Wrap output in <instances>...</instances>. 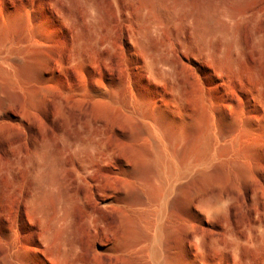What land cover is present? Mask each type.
I'll return each mask as SVG.
<instances>
[{"label": "rangeland", "instance_id": "rangeland-1", "mask_svg": "<svg viewBox=\"0 0 264 264\" xmlns=\"http://www.w3.org/2000/svg\"><path fill=\"white\" fill-rule=\"evenodd\" d=\"M29 9L42 18L49 34L53 31L43 50L54 61L70 64L56 79L52 92L42 94L29 109L21 103L14 105L9 109L14 119L0 126V264H19L27 257L50 264L54 243L60 241L58 246L63 247L66 220L71 217L73 235L84 244L93 238L95 225L100 233L106 226L115 236L121 233L116 213L95 207L69 170L66 135L74 137V122L79 116L75 117L79 114L72 96L75 89L84 91L85 110L93 90L104 88L124 102L133 97L132 102L145 112L160 102L162 88L144 79V61H149L155 72L176 80L187 113L202 103H219L220 89L211 81L215 75L227 79L225 96L230 106H235L227 112L229 119L235 110L243 109V113L247 111L244 116L249 114L247 118L256 126L258 119L252 117L259 118L264 103V0H0L3 15L27 13ZM19 23L13 28L17 39L25 27V21ZM203 107L199 106V112ZM195 108L192 111L198 112ZM116 125L127 134V126L119 124L122 130ZM116 138L110 134L109 142L125 157L134 143L126 137ZM95 174L102 176L98 179L105 186L120 188L117 178L102 171ZM248 179L242 194L232 192L237 200L232 201L228 218L234 224L250 225L255 220L258 180ZM76 193L85 195L81 197L84 205L74 198ZM68 194H72L71 206ZM87 207L95 209L93 215L101 216L94 215L91 226L85 223L90 211ZM65 213L72 216L66 219ZM251 243L245 249V264H261L264 250L259 249L257 240Z\"/></svg>", "mask_w": 264, "mask_h": 264}, {"label": "bare ground", "instance_id": "bare-ground-1", "mask_svg": "<svg viewBox=\"0 0 264 264\" xmlns=\"http://www.w3.org/2000/svg\"><path fill=\"white\" fill-rule=\"evenodd\" d=\"M41 19L31 9L22 14L0 13V126L14 119V113L9 110L14 105L21 103L29 109L42 94L52 92L56 79L70 64L54 61L43 50L53 31L49 34ZM20 21H25V27L23 36L17 39L13 28ZM144 65V79L155 86L162 85L160 102L145 112L132 102L133 97L124 102L104 88L93 90L91 104L85 110L84 91L79 88L72 92L74 108L79 111L75 117L85 115L78 116L74 122V137L66 135L69 170L76 182L85 187L95 207L116 213L121 233L117 231L119 234L115 236L107 226L100 233L95 225L93 240L85 235L90 241L84 244L83 239L73 235V217L69 214L71 218L67 219V212L63 247L59 248L60 241H53L50 264H245V249L254 239L259 249L264 250V103L261 102L259 118L250 114L258 119L256 126L247 118L248 113L244 116L247 111L243 113V109L235 110V115L229 114L232 117L229 119L227 112L235 106H230V99L225 96L227 79L215 75L211 81L220 89L219 103L215 100L217 105L208 102L206 105L202 103L204 96H200L203 100L199 102L205 105L199 103L203 107L199 112L198 104L199 113L191 107L192 114L195 113L191 115L181 103L176 80L155 72L149 61H144ZM116 124L127 126V134L121 133ZM110 134L134 143L126 152L131 144L127 142L125 157L110 144ZM97 171L117 178L120 188L105 186L98 179L102 176L97 178ZM252 176L258 180V194L256 186L252 189L258 196L254 198L255 220L250 225L234 224L228 218L235 200L232 192L242 194L241 188L250 182L248 178L254 179ZM84 196L74 198L82 204ZM69 203L71 206L72 201ZM94 212L91 209L86 213L85 223L89 226ZM27 258L19 264H46L41 259ZM261 264H264V251Z\"/></svg>", "mask_w": 264, "mask_h": 264}]
</instances>
